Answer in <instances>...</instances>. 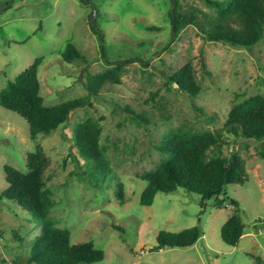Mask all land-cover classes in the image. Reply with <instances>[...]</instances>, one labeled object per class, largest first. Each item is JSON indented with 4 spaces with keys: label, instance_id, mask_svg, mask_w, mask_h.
<instances>
[{
    "label": "rangeland",
    "instance_id": "1",
    "mask_svg": "<svg viewBox=\"0 0 264 264\" xmlns=\"http://www.w3.org/2000/svg\"><path fill=\"white\" fill-rule=\"evenodd\" d=\"M171 2L0 0V91L41 59L39 94L45 106H55L85 97L87 75L130 61L119 85L104 86L91 106L75 110L62 127L34 141L25 120L0 106V192L6 187L3 168L26 173L27 154L38 146L49 160L44 183L55 203L49 216L68 231L71 244L92 242L103 252L96 264H264V139L224 133V144L208 157L236 152L245 161L246 180L226 186L204 207L199 196L183 189L157 193L150 206L139 204L147 184L140 177L169 157L154 147L164 136L175 130H219L233 106L264 96V36L250 48L204 41L194 26L175 37ZM177 3L182 12L214 16L204 0ZM150 26L160 30H146ZM67 44L85 61L64 62ZM187 63L201 86L194 100L197 109L167 81ZM125 106L144 114L148 126L132 122ZM88 117L101 127L99 142L109 163L93 186L77 179L67 158L74 126ZM231 200L238 204L244 230L235 247L220 239L221 226L236 214ZM191 227L202 233L192 247L152 250L159 231L179 233ZM39 235L34 218L16 203L0 200V264H24Z\"/></svg>",
    "mask_w": 264,
    "mask_h": 264
},
{
    "label": "trees",
    "instance_id": "2",
    "mask_svg": "<svg viewBox=\"0 0 264 264\" xmlns=\"http://www.w3.org/2000/svg\"><path fill=\"white\" fill-rule=\"evenodd\" d=\"M214 13L206 15L200 11L182 12L177 0H172L170 22L173 36L187 26H194L204 41L223 43L236 48H250L264 36V0H204ZM200 15L201 19L197 15ZM148 31H158V27H146ZM100 37V36H99ZM61 58L66 63L74 60L85 61V57L71 44H67ZM130 61L117 62L112 70L102 74L87 75L83 82L87 95L47 107L39 94L40 85L37 69L41 59H36L14 81H9L0 91V106L18 114L28 125L29 138L34 141L41 135H49L62 127L71 114L78 109L91 106V100L98 98L99 91L106 85H119L124 66ZM168 83L174 85L197 109L195 99L201 91L193 67L187 63L167 76ZM131 121L139 126H148L149 119L144 114L132 112ZM224 133L233 136L262 141L264 139V96H254L232 107L223 126L213 132H193L175 130L164 136L155 149L169 157L152 172L142 174L147 184L141 191L139 204L150 206L157 193H174L183 189L186 193L204 202L217 198L223 189L231 184L242 185L246 180L245 161L232 152L228 157L218 155L208 157V152L221 148ZM101 127L97 121L86 118L78 122L69 141L67 158L74 163V174L79 181L95 185L96 177L109 167L104 149L99 139ZM72 150L75 152L73 153ZM264 158V154H260ZM49 160L40 147L26 157V173L5 166L3 168L6 187L0 192V200L16 203L24 212L34 218L40 226V235L32 243L29 256L24 264H96L103 260V252L92 242L70 243L68 231L56 226L50 216L55 206L50 191L45 187L44 174ZM119 200L122 197L119 194ZM236 214L226 219L220 228L221 241L229 246H237L244 230L237 214L238 204L231 200ZM119 230V227L112 226ZM202 236L198 227H191L179 233L159 231L156 246L152 249L162 252L169 248H189Z\"/></svg>",
    "mask_w": 264,
    "mask_h": 264
}]
</instances>
